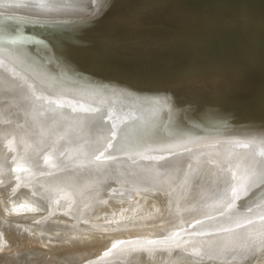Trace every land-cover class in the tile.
Masks as SVG:
<instances>
[{
	"label": "bare ground",
	"instance_id": "1",
	"mask_svg": "<svg viewBox=\"0 0 264 264\" xmlns=\"http://www.w3.org/2000/svg\"><path fill=\"white\" fill-rule=\"evenodd\" d=\"M8 126L0 264H264V0H0ZM30 140L48 169L66 148L56 182ZM118 194L162 207L132 201L149 232L123 200L106 226Z\"/></svg>",
	"mask_w": 264,
	"mask_h": 264
},
{
	"label": "rangeland",
	"instance_id": "2",
	"mask_svg": "<svg viewBox=\"0 0 264 264\" xmlns=\"http://www.w3.org/2000/svg\"><path fill=\"white\" fill-rule=\"evenodd\" d=\"M157 49H160V50L162 51V50H164V47H163V46H160V47L157 48ZM161 51H160V52H161ZM11 127H12V126H11ZM11 127L8 126L6 129H0V130H1L0 133H1V132H4L5 135H7V136H9V135L11 134V135H10L11 137H14V138H17V139L20 138L22 134L19 136V134L14 133V131H12V129H10ZM12 128H13V127H12ZM7 129H8V130H7ZM13 129H14V128H13ZM149 132H152V131L150 130ZM2 135H3V134H2ZM17 135H18V136H17ZM2 137H3V136H2ZM22 137H23V136H22ZM2 141H4V140L2 139ZM30 141H31V142H30L29 144H27V146H26V147H28L26 150H28V149L30 150V149L32 148V150H33V151L31 150L32 153L36 154L37 157H36L35 155H33V156H35L34 158H33V157H31V158H27V155H31V154H32L29 150H28V151L30 152V154H26V155L24 154L25 156H24L23 154H22V155L24 156V158L26 157L28 160H30V159H33V160H34L35 164H34V162H32L33 160H30V161H31V163H32L31 165H34L33 168H35V169L37 168V170H36L35 172L38 171V172H39V175H40V172H43V174H42L43 176H44V173H46V175H45L44 177L41 176V178H44V180H45L46 176H49V175H50V176H52L51 178H53V180H54V178H55V180H56V179H57L56 177L58 176V173H56V172H59V171H60V170L58 171V169H59V167H60V164H59V163L63 162V161L60 162V160H62L60 157L62 156V155H61L62 153L67 154V152L64 151V150H66V148H64L63 146L61 147V145H60V146H58V148H55V150L52 149V150H51L52 152L49 150L50 154H51V153L53 154V152H55L56 150H57V152H58V153L56 152V154H58L57 156H55V155H56L55 153H54V155L51 154L52 156H54V159H51L50 161H49L50 158H48L46 161L43 160V161L46 162L47 164H49V165L51 164V165H52V166H50L51 169H52V167L55 165V163H57V162L55 161V160L57 159L56 157L59 158V160L57 159V161H59V162H58V165L56 164L55 167L53 168L54 170L52 169V170H51L52 172L50 173V168H49V169L46 168V167H45L46 165H43V164H42V165H40V166H36V165H38V164H36V163L39 162V164H40V162L42 161V160L40 161V158H43V155H42V157H41V156H40V155L42 154L41 152H36V153H35V150H36V149L33 148V147H35L36 143H34L32 140H30ZM42 141H43V140H42ZM32 142H33V147H32ZM30 144H31V147L29 148V145H30ZM37 147H38V145H36V148H37ZM59 147H60V148H59ZM34 149H35V150H34ZM39 149H40V148H39ZM39 149H37V151H38ZM24 150H25V149H24ZM53 150H54V151H53ZM28 151H27V152H28ZM41 151H42V149H41ZM59 151L62 152V153L60 154ZM119 151H121V150H119ZM29 152H28V153H29ZM42 152H43V151H42ZM47 152H48V151H47ZM37 153H40V154H37ZM43 154H44V152H43ZM45 154H46V153H45ZM47 154H48V153H47ZM50 154H48V155H44V156H47V157H48ZM65 154H64V156H66ZM38 155L40 156L39 158H38ZM51 155H50V156H51ZM59 155H60V156H59ZM119 155H120V154H119ZM123 155H124V154H123ZM123 155H122V156H123ZM2 156H3V155H2ZM1 158H2V157H1ZM12 158H13V155H12ZM35 158H36V159L38 158L39 161H35V160H36ZM44 158H45V157H44ZM52 158H53V157H52ZM55 158H56V159H55ZM62 158H64V157H62ZM28 160H26V162H27ZM53 160H54V161H53ZM51 161H53V162H51ZM24 162H25V161H24ZM24 162H23V166L26 164V169H22V170L19 169V170H20L19 172L16 171L15 173L11 174V176H10L11 178L14 179V177H15L16 175H18V176L20 175V177H17V176H16L17 179H19V178H21V173H23V174H22L23 179H24L25 175H27V176H26V180L30 179V177H31L30 174H31V173L29 172V173H30V174H29L30 176H28V174H25V172H26V173H27V171H31V172H33L34 169L31 168V167H30L31 169H30V168L28 169L27 166L29 167V164H27V163H30V162H27V163H24ZM65 162H66V160L63 162V165H64ZM53 163H54V165H53ZM70 163H71V162H70ZM23 166H21V167H23ZM41 166L44 167V168H42V169L48 170V172H47V171H44V170H41V169H40ZM56 166H58V167H57L58 169L56 168ZM21 167H18V168H21ZM38 167H39V170H38ZM61 167H62V164H61ZM55 169H57L56 172H55L56 174H53V172L55 171ZM35 172H33V173H35ZM33 173H32V175H33V176L35 175V177H32V178H35L34 180H36V178H37L36 181H37L38 184H37L34 180L32 181L31 179L29 180V182H30V183L35 182V184H34V183H32V184H33V185H36V184H37L38 186L36 185L35 187H38V188H39L40 185H41V183H40V182H41V179L38 178V176H39L38 173H35V174H33ZM47 173H48V174H47ZM49 173H50V174H49ZM14 174H15V175H14ZM36 174H37V176H36ZM51 174H53V175H51ZM23 175H24V176H23ZM54 175H55L56 177H55ZM13 176H14V177H13ZM53 176H54V177H53ZM7 177H8V176H7ZM10 177H9V178H10ZM16 177H15V179H16ZM27 177H28V178H27ZM48 178H50V177H48ZM19 180H21V179H19ZM39 180H40V181H39ZM55 180H54V182H56ZM23 181H24V180H23ZM31 181H32V182H31ZM38 181H39V182H38ZM21 182H22V180H21ZM24 182H27V181H24ZM29 182L24 183V185H21V187H19V189H16V191L13 190V191L15 192V195H17L18 193H20L19 195H22V194L25 195L26 189H30V188H32V187L34 188V186L31 185V184L26 185V184H28ZM45 182H46V181H45ZM54 182H53V183H54ZM53 183H51V184H49V185L52 186ZM30 185H31V186H30ZM44 185H45V184H44ZM54 185H56V183H55ZM28 186H29V187H28ZM27 187H28V188H27ZM46 187H47L48 189H47ZM53 187H54V186H53ZM11 188H12V187H11ZM11 188H10L9 191L6 190V194H10V193L13 194V193H14L13 191H12L13 193L11 192V190H12ZM44 188H46V190H48V191L52 190V189L49 188V186H47V185H46ZM55 188H58L57 185L55 186ZM55 188H54V189H55ZM6 189H7V188H6ZM49 189H50V190H49ZM72 189H73V188H72ZM70 190H71V189H70ZM17 191H18V192H17ZM44 191H45V190H44ZM48 191H47V192H48ZM8 192H9V193H8ZM23 192H24V193H23ZM45 192H46V191H45ZM51 192H52V191H51ZM51 192H49V193H51ZM21 193H22V194H21ZM67 193H68V194H67ZM67 193H66V191H64V193H63L64 196H63V197H60V196H59V197L62 198V200H63L66 196H68V195L70 194L68 191H67ZM3 194H5V193H3ZM3 194H2V195H3ZM6 194L4 195V200H3V201H5L6 204H8V205H6V206H8L9 208L11 207V208H10L11 210H10L8 207H7V208H8L10 211H12V209L15 208V207H17V206H15V207H13L14 205H13V206H12V205L9 206V203L11 204L12 202H14L13 200H16V199H13V196H15V195H9L10 197H8V195H6ZM65 194H66V196H65ZM121 195H122V196L125 195V196H124L125 199H124V197H122ZM121 195H120V197H119V194H118V197H117L116 195H115L114 197H113V195H112V196H108V199H106V201H105L103 204H105L107 201H113V198H115L113 202H110V204H111V205H112V204H115V205H116V206H115V210L118 211L119 208L122 207V206H121V202H122V201H120V200L126 201L125 204H124V202H122V204H124V207H122V208L124 209V211H123V209H122V210H121V209L119 210V211H122V212L124 213V212L126 211L125 208L127 207L126 209H128V208H129L128 205H129V203L131 204L132 201H133V202H136L137 200H138V201H139V200H145L144 198H143V199H139V198H137V197H135V198H133V197L129 198L130 196L128 195L129 197H127L126 194H121ZM22 196H23V195H22ZM50 196H52V195H50ZM61 196H62V195H61ZM0 197H1V195H0ZM5 197H8V198H6L7 200H5ZM109 197L112 198V199H109ZM121 197H122V199H121ZM1 198H2V197H1ZM67 198H68V197H66V200H67ZM85 198L87 199V198H89V197H85ZM85 198H84V202H86V199H85ZM118 198H120V199H118ZM8 199H10V202H9V203H7V202H8ZM91 199H92V198H89L87 202H90V203H91V202H92ZM128 199H129V200L131 199V200L128 201ZM60 200H61V199H60ZM66 200H64V201H66ZM115 200H117V201H115ZM149 200H150V199H149ZM149 200H148V199L145 200V201H146L145 203L149 202ZM67 201H69V199H68ZM82 201H83V199H82ZM82 201L80 200V202H82ZM118 201H119L120 203H118ZM70 202H71V200H70ZM84 202H82V203L85 205ZM87 202H86V204H87L88 207H89L90 203H87ZM142 202H143V201H142ZM92 203H93V202H92ZM92 203H91V204H92ZM117 203L119 204V206L117 205ZM145 203H143L142 206L146 205ZM110 204H109V205H110ZM133 204H134V203H133ZM133 204H131V205H133ZM137 204H139V203H137ZM137 204L135 203V204H134L135 206H132V207L130 206L131 208L128 209V210H133V209H135V208L138 206ZM140 204H141V203H140ZM140 204H139V205H140ZM148 204H149V205H148ZM151 204L154 205V203H151V202H150V203H147V205H148L147 207H148L149 209L146 208V209H143V210H146V211H147V210H150V208H151V206H152ZM21 205H22V204H21ZM45 205H46V204H45ZM45 205H44V207H45ZM76 205H79V203L76 204ZM81 205H82V204H80V206H81ZM100 205H102V203H101ZM109 205H103V206H102V208H104V210L108 211L107 214H108L109 212H111V211L113 212V213H111V215H110V213H109L110 218H109L108 215H105V217L107 216V218H108V222L106 223V226H108V225H110L112 222L116 221V220H114V217H112V215L114 214V211H115V210H114V205H112L113 207H112L111 205H110V206H109ZM136 205H137V206H136ZM155 205H156V204H155ZM159 205H160V204H159ZM41 206H43V205H41ZM80 206H77V207L75 206V208L78 209ZM117 206H118V207H117ZM140 206H141V205H140ZM140 206H138V208H140ZM20 207H22V206L19 205L18 209H19ZM44 207L42 208L43 210H44ZM85 207H86V206H84V208H83V206H82L81 209L84 210ZM88 207H87V208H88ZM100 207H101V206H100ZM107 207H108V210H107ZM134 207H135V208H134ZM145 207H146V206H145ZM145 207H144V208H145ZM154 207L156 208L157 205H156V206H153V207H152L153 209L151 208V210H150L151 212L155 209ZM132 208H133V209H132ZM157 208L159 209V208H162V207L160 206V207H157ZM157 208L155 209L156 211L158 210ZM0 209H1V207H0ZM21 209H23V207H22ZM42 209H41V210H42ZM73 209H74V208H73ZM79 209H80V208H79ZM79 209H78V211H79ZM89 209H90V208H89ZM117 209H118V210H117ZM163 209H164V211H165V207H164ZM163 209H160V212H161V213L163 212ZM9 210L6 209V212L9 211ZM13 210H14V209H13ZM39 210H40V209H39ZM41 210H40V211H41ZM45 210H48V209H45ZM45 210H44V211H45ZM74 210H75V209H74ZM113 210H114V211H113ZM128 210H127L126 212H128ZM161 210H162V211H161ZM10 211L7 212L9 216L11 215V214H10V213H11ZM78 211L75 210V211H73V212H72V211H69V212H72V213H75V212H76V213H78ZM116 211H115V212H116ZM133 211H134V214H133V212H131V211H130L131 215H130L129 213H127V214H129L130 216H132V218H133L136 214H138V213H139V215H143V213H142L140 210L138 211V213H136L137 208H136V211H135V210H133ZM4 212H5V211H4ZM4 212H3V214L5 215L6 212H5V213H4ZM38 212H39V211H38ZM140 212H141V214H140ZM151 212H150V213H151ZM7 213H6V216H7ZM41 213H42V212H41ZM152 213H154V212H152ZM152 213H151V214H152ZM156 213H157V214H156ZM156 213H155L154 215H157L156 217H157V219H158L159 211H157ZM13 214H14V213H13ZM70 214H71V213H70ZM116 214H117V212H116ZM120 214H121V213H120ZM163 214H164V212H163ZM163 214H160V215L163 216ZM118 215H119V213H118ZM118 215H117V216H118ZM125 215H126V214L124 213L123 216H125ZM133 215H134V216H133ZM120 216H121V215H119V217H120ZM123 216H122V217H123ZM126 216H127V215H126ZM126 216H125V218H119V219H121L122 221H123V220L125 221V220H126ZM137 216H138V215H137ZM128 218H129V220H130V217H128ZM159 218H160V216H159ZM111 219H113L114 221H111ZM115 219H117V217H115ZM133 219H134V221L138 220V219H136V217L133 218ZM133 219H132V221H133ZM135 219H136V220H135ZM49 220H50V219H49ZM49 220H45V221L42 220V221H44V222H48ZM91 220H92V219H91ZM121 220H119L120 223H123L124 221L121 222ZM39 221H40V220H39ZM86 221H87V220H85V223L81 221V224L84 223V224L87 225L88 223H87ZM88 221H90V219H89ZM106 221H107V220H106ZM110 221H111V222H110ZM126 221H128V220H126ZM139 221H140V220H139ZM139 221H138V223H139ZM146 221H147V220H146ZM51 222H52V221H51ZM90 222H91V221H90ZM101 222H102V221H101ZM103 222H104V221H103ZM103 222H102V223H103ZM116 222H118V221H116ZM140 222H141V221H140ZM144 222H145V221H144ZM144 222H143V223H144ZM78 223H80V222H78ZM93 223H94V222H93ZM108 223H109V224H108ZM120 223H117V224H120ZM134 223H137V221L134 222ZM134 223H133V227H132V228H134V230H136V232L133 230V231L135 232V234H136L137 232H138V234H141V233H143V232L145 233L146 231L149 232V230H148L149 227H146V226H145V227L148 228V229H146L145 227L142 228V231H143V232H141L140 229H137V228L135 229V227H138V228H139V226H141V227H143V226L140 225V224H138V223H137V224H134ZM81 224H80V225H81ZM84 224H82V225H84ZM91 224H92V223H91ZM94 224H95V223H94ZM96 224H97V223H96ZM103 224H104V223H103ZM103 224H101V225H103ZM107 224H108V225H107ZM86 225H85V226H86ZM104 225H105V224H104ZM135 225H136V226H135ZM138 225H139V226H138ZM152 225H153V224H152ZM149 226L151 227V225H149ZM153 226H154V225H153ZM109 227H110V226H109ZM109 227H105V228H107V231H108V232H109V231H112V229H111V230L108 229ZM155 227H156V226H155ZM132 228H131V231H132ZM151 228H153V230L155 229L154 227H151ZM88 229H89V228H88ZM90 229H91V227H90ZM95 230H96V231H95ZM97 230L99 231L100 229H94V230L91 229L92 232L94 231L93 233L97 232L96 234H101V233H104V232L107 233L106 230H100L99 232L103 231V232H101V233H99ZM117 230H122V231H123V230H125V229H124V228H121V229H119V228H117V229L113 228V232H111V233H109V234H112V233H113V236H114V235L117 233V235H119L118 233H120V232H114V231H117ZM144 230H146V231H144ZM88 231H89V230H88ZM127 231H128V230H126V233L129 234L130 231H129V232H127ZM150 231H151V229H150ZM22 232H25V231L23 230ZM92 232H91V233H92ZM139 232H141V233H139ZM87 233H88V232H87ZM89 233H90V232H89ZM121 233H122V232H121ZM121 233H120V235H122ZM123 233L126 234L124 231H123ZM25 234L28 235L26 232H25ZM94 235H95V234H94ZM131 235H132V233H131ZM96 236H97V235H96ZM98 236H99V235H98ZM102 236H103V235H102ZM111 236H112V235H111ZM111 236H108L107 238H108V239H111V238H112ZM115 236H116V235H115ZM125 236H126V235H125ZM16 237H18V236H16ZM103 237H104V236H103ZM109 237H110V238H109ZM8 238H9V237H8ZM10 238H12V237H10ZM11 240L15 241L13 238L10 239L9 241H11ZM16 240H17V239H16ZM34 240H36V239L34 238ZM15 242H16V241H15ZM34 242H35V241H33V243H34ZM12 243H13V242H12ZM36 243H37V242H36ZM10 244H11V243H10ZM14 244H16V243H13V246L11 247L12 250H13V247H14V249H15V245H14ZM38 244H39V242H38ZM7 245H8V242H7ZM11 245H12V244H11ZM5 246H6V244H5ZM16 246H17V244H16ZM41 246H42V245H41ZM93 246H95V245H93ZM6 247H7V246H6ZM43 247H44V246H43ZM45 248H46V247H45ZM94 249H95V248H94ZM89 251H90V250H89ZM7 252H8V251H7ZM87 252H88V251H87ZM87 252H86V253H87ZM93 252H94V251H93ZM93 252H91V256H93V255H92ZM109 252H110V251L108 250V253H109ZM111 253H112V252H111ZM52 254H53V253H52ZM54 254H55V253H54ZM88 254H90V253H87V255H88ZM93 254H94V253H93ZM55 256H56V255H54V257H55ZM54 257H53V258H54ZM56 257H57V256H56ZM43 258H44V257H43ZM45 258H48V257H45ZM45 258H44V261H45ZM50 258H51V257H50ZM54 259H57V258H54ZM54 259H53V260H54ZM39 260H40V259H39ZM49 260H50V259H49ZM51 260H52V259H51ZM53 260H52V261H53ZM90 260H91V259H89L88 261H90ZM44 261L42 260V262H44ZM56 261H57V260H55V262H56ZM36 262H41V261H38V259H37ZM39 264H42V263H39Z\"/></svg>",
	"mask_w": 264,
	"mask_h": 264
},
{
	"label": "snow or ice",
	"instance_id": "3",
	"mask_svg": "<svg viewBox=\"0 0 264 264\" xmlns=\"http://www.w3.org/2000/svg\"><path fill=\"white\" fill-rule=\"evenodd\" d=\"M112 3H115V0H112Z\"/></svg>",
	"mask_w": 264,
	"mask_h": 264
}]
</instances>
